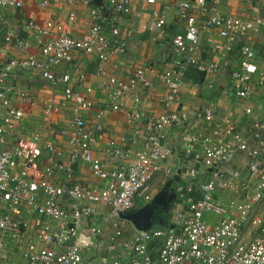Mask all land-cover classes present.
Segmentation results:
<instances>
[{
	"label": "built area",
	"instance_id": "2783aa9c",
	"mask_svg": "<svg viewBox=\"0 0 264 264\" xmlns=\"http://www.w3.org/2000/svg\"><path fill=\"white\" fill-rule=\"evenodd\" d=\"M80 2L89 9L90 29L82 38L73 36L68 22L56 20H36L29 18L25 23L27 32L33 33L40 41L42 58L35 56L12 57L0 67V102L4 115L0 121V254L9 248L21 251L23 264H91L85 257V248L93 244V235H100L102 229L90 226L84 230L87 218L99 211V204L109 203L111 216L119 218L125 211L133 209L136 198L142 195L151 199L149 182L157 172L169 169L163 164L172 155L173 149L163 138L173 124H181L187 117L173 109L163 113L145 116L141 109L142 99L137 88H149L153 82L145 68L138 67L128 78L122 79L111 74L106 64L114 54L122 55L128 44L121 35L116 20L109 18L112 12L130 14L131 0H68ZM260 2L263 0H259ZM25 0H0V9H19ZM154 4L156 0H147ZM217 0H188L179 3V17L185 23L182 32L172 38L173 52L182 63L180 68H163L161 78L167 88L163 103L171 107L182 90L187 88L184 66L190 65L199 72H217L226 64L232 41L240 40L250 31L264 28V17L257 15L253 20H243L240 16L224 15L218 9ZM49 0H40L47 6ZM198 10V12L196 11ZM75 14H70L73 21ZM115 20V22H113ZM113 22V23H112ZM8 24V18L0 14V24ZM110 27V31H106ZM206 40L212 47L216 59L206 63L202 59V42ZM5 42L24 51L31 46L29 40L21 38L11 28L6 31ZM77 52L95 53L99 64L97 74L105 78V87L111 88V106L119 109L126 98H132L133 110L129 117L133 121H145V139L140 147L136 137L131 146L124 149L113 139L106 140L110 154L133 161L119 167H110L105 161H94L93 147L102 139V134L87 128L83 111L93 107L86 92L74 89L73 73L69 70L58 75L55 68L74 62ZM241 67L233 71V88L237 96L249 98L256 84H264V71L256 61V52L248 42L240 44ZM37 69L52 84L63 86L62 106L72 105L75 117L61 129V134L80 151L70 156V164L63 159L62 150L53 142L45 148L51 154L52 162L38 176L28 166L36 162L40 149H27L20 144L9 143L17 124L23 117L16 98L32 101L27 91L16 92V98L9 93L6 79L14 70ZM257 76V79H255ZM247 112H251L247 108ZM105 114L104 108L97 109V117ZM213 110L206 108L202 113L207 121L213 120ZM257 129L264 130V122H256ZM214 134L229 136L228 141L215 142L211 135L204 133L185 135L187 155L205 169L210 170L209 179L197 181L198 166L188 164L185 175L191 180L189 191L194 186L201 191V198L191 199L187 207L177 210L178 229L169 231L157 227L146 231H136L130 241V264H155L149 255L151 242L161 240L158 249V264H264V216L252 214L254 204L264 198V137L261 148H250L248 139L233 125L216 124ZM36 141L40 140L35 135ZM200 144V150L197 144ZM135 148V149H133ZM238 150L247 153L248 173L256 177L253 192H247L248 182L240 180L241 171L232 172L233 180H227L224 166L230 164ZM82 152V153H81ZM83 160L91 163L93 174L106 181L104 188L96 190L72 182V163ZM62 174L57 179L58 174ZM223 184L233 192L242 187L246 191L245 200H218L214 195L217 184ZM70 203V205H69ZM216 221H211V217ZM250 227L244 231L248 221ZM112 264H119L112 258Z\"/></svg>",
	"mask_w": 264,
	"mask_h": 264
},
{
	"label": "crops",
	"instance_id": "0c3cea01",
	"mask_svg": "<svg viewBox=\"0 0 264 264\" xmlns=\"http://www.w3.org/2000/svg\"><path fill=\"white\" fill-rule=\"evenodd\" d=\"M105 4L104 0H95ZM185 0H156L150 4L147 0H131L132 12L122 14L112 12L111 19L121 28V35L127 40V50L124 54H114L106 64V70L122 79L128 80L134 69L145 68L153 85L149 88H137L136 92L142 99L141 109L145 116L158 115L167 109H173L179 113H185L187 119L181 124H173L165 133L163 141L173 149L172 155L163 164L169 171L163 170L153 175L149 182L150 200H145L142 195L136 198L133 209L125 211L118 219L111 216L109 203L99 204V211L87 218L84 230L90 226H98L102 229L99 235H93V244L85 248V257L91 264H112L113 257L120 261L119 264H130V241L136 231L140 229H153L164 227L169 231H176L177 210L187 207L191 199L200 197L201 191H189L191 180L186 177L185 169L188 164L197 165L200 173L197 181H206L210 173L205 167L192 161L185 149V135L204 133L211 135L215 142L228 141L229 136L214 134L216 124L224 126L233 125L240 131L250 144V148H261L260 143L264 137V130L255 127L256 122H264V84H256L253 94L249 98H241L236 95L233 88L232 73L241 67L240 44L248 42L256 52L258 68L264 71V28L258 31H250L242 37V41H232L230 55L222 70L217 72H199L194 67L184 66V78L187 88L182 90L171 107L165 106L163 97L167 88L161 78L163 68H180L182 63L173 52L172 38L174 34L185 29L179 17V3ZM195 2V0H188ZM218 9L224 15L240 16L243 20H253L257 15L264 17V0H217ZM198 12V10L196 9ZM75 18L70 21V14ZM0 14L8 18V24H0V67L12 57L35 56L42 58L40 41L33 33L27 32L25 23L29 18L36 20H56V22H68L70 33L77 37H84L90 29L89 9L80 2L68 0H49L47 6H41L40 0H25L22 8L10 10L0 9ZM112 22V23H113ZM11 28L16 34L31 42L28 50L24 51L14 45L5 42L6 31ZM106 27V31H110ZM202 59L209 63L216 59L214 47L206 40L202 42ZM99 60L95 53L77 52L72 64H63L55 68L61 75L67 70L73 73L74 89L86 92V88L92 90L87 93L93 102L89 111H83L87 122V128L102 134L93 147L94 161H105L110 167H119L129 164L133 158L122 159L109 153L106 148V140L113 139L119 146L128 149L133 137L139 141L140 147L145 139V121H133L129 115L133 110L132 98H126L119 109L111 106L110 96L112 89L105 87V78L97 74ZM257 79V76H255ZM6 87L9 93L16 98V92L27 91L32 96V101H23L16 98L17 105L23 111V117L17 124L12 137L8 142L20 144L27 149L38 146L40 156L36 162L28 166L35 170L38 176L43 175L44 169L52 162L51 154L45 148L47 142H53L63 152V161L70 164V156L80 151L77 144L71 143L61 134V129L68 125L75 117L72 105H61L63 99V86L54 85L44 78L37 69L14 70L6 79ZM104 108L105 114L97 117V109ZM206 108L213 110V120L207 121L202 117ZM247 108L251 112H247ZM4 115V109L0 102V121ZM35 135L40 136L36 141ZM200 150V144H197ZM135 149V148H133ZM82 153V152H81ZM247 153L242 150L236 152L235 158L230 164L224 166V174L227 180H233L232 172L241 171L240 180L248 182V191L253 192L257 178L248 173ZM72 182L80 183L84 187L96 190L104 188L106 181L96 177L92 172V165L82 159L72 164ZM62 174L57 175L60 181ZM234 181V180H233ZM236 192L223 184H217L214 195L225 203L229 200H245L246 191L242 187ZM200 193V194H198ZM70 205V203H69ZM252 214L264 216V198L251 208ZM213 222L216 217H211ZM248 221L246 231L250 227ZM161 240L151 242L149 255L158 264V249ZM23 253L9 248L0 254V264H23Z\"/></svg>",
	"mask_w": 264,
	"mask_h": 264
},
{
	"label": "trees",
	"instance_id": "16d2710c",
	"mask_svg": "<svg viewBox=\"0 0 264 264\" xmlns=\"http://www.w3.org/2000/svg\"><path fill=\"white\" fill-rule=\"evenodd\" d=\"M195 188L197 189V187L194 186V189L192 190V192H193V191H196ZM195 193H196V192H195ZM195 193L193 192V194H195ZM198 194H200V193H198ZM200 198H201V194H200Z\"/></svg>",
	"mask_w": 264,
	"mask_h": 264
},
{
	"label": "water",
	"instance_id": "95a60500",
	"mask_svg": "<svg viewBox=\"0 0 264 264\" xmlns=\"http://www.w3.org/2000/svg\"><path fill=\"white\" fill-rule=\"evenodd\" d=\"M141 231H146V230H149V229H140Z\"/></svg>",
	"mask_w": 264,
	"mask_h": 264
}]
</instances>
